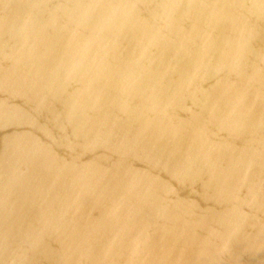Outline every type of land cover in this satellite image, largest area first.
Listing matches in <instances>:
<instances>
[{
  "label": "water",
  "instance_id": "water-1",
  "mask_svg": "<svg viewBox=\"0 0 264 264\" xmlns=\"http://www.w3.org/2000/svg\"><path fill=\"white\" fill-rule=\"evenodd\" d=\"M0 264H264V0H0Z\"/></svg>",
  "mask_w": 264,
  "mask_h": 264
}]
</instances>
